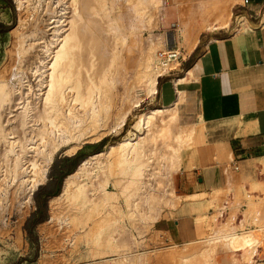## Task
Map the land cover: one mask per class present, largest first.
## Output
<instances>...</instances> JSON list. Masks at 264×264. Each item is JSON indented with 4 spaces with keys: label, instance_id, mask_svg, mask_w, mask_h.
<instances>
[{
    "label": "bare ground",
    "instance_id": "bare-ground-1",
    "mask_svg": "<svg viewBox=\"0 0 264 264\" xmlns=\"http://www.w3.org/2000/svg\"><path fill=\"white\" fill-rule=\"evenodd\" d=\"M167 1L14 0L17 21L7 33L8 55L17 69L6 76V65L0 67V209L9 199L19 209L31 205L56 153L71 156L85 139L99 143L118 133L132 108L157 91L158 77L177 63L175 31L165 32L164 40H148L122 99L117 85L124 76L127 34L155 21ZM226 8L211 14L206 28L228 25L232 12ZM194 42H186V51ZM161 47L165 59L157 54ZM175 106L140 114L138 134L91 154L64 178L61 191L48 199V219L38 225L47 248L63 247L68 235L69 250L82 245L86 257L108 255V264H139L142 255L134 253L138 242L131 228L155 223L164 208L176 207L181 195L173 179L182 150L203 139L195 123H178ZM256 166L264 171V157ZM259 185L262 180L235 190L250 198L247 192ZM252 203L237 225L231 215L222 219L221 212L214 213L218 224L196 249L179 252L177 263L216 264L221 250L229 254L223 264H264L257 261L262 247L257 233L236 231L255 211ZM259 227L264 232V216ZM47 254L39 264L50 261Z\"/></svg>",
    "mask_w": 264,
    "mask_h": 264
},
{
    "label": "crops",
    "instance_id": "crops-1",
    "mask_svg": "<svg viewBox=\"0 0 264 264\" xmlns=\"http://www.w3.org/2000/svg\"><path fill=\"white\" fill-rule=\"evenodd\" d=\"M163 7L166 3L156 13L154 28L165 19L159 21ZM231 12L228 25L203 29L186 40L195 41L190 52H183L177 65L158 77L157 91L147 101L155 108L176 105L179 124L203 126L202 142L191 148L177 173L180 201L166 212L167 218L163 211L156 221L165 222L161 227L174 241L197 236V215L222 209L224 218L233 213L237 225L246 199L235 206L236 213L232 203L215 209L213 192L230 186L231 197L238 195L235 188L261 180L251 171L257 168L256 159L264 157V0H236ZM169 31H179V22H170L164 33ZM218 202L220 196L213 201Z\"/></svg>",
    "mask_w": 264,
    "mask_h": 264
},
{
    "label": "rangeland",
    "instance_id": "rangeland-1",
    "mask_svg": "<svg viewBox=\"0 0 264 264\" xmlns=\"http://www.w3.org/2000/svg\"><path fill=\"white\" fill-rule=\"evenodd\" d=\"M234 1L236 0H168L166 3V7L161 8L158 14L159 21L161 18H165L166 21L165 19L162 20L161 24H158V26L154 28L153 18L150 24L141 27L136 32V35H130L128 33L127 44L124 46L123 51L124 76L120 80L121 82L117 85L120 98L124 96L126 85H128L130 76L132 75L136 64L142 57L143 47L146 46L149 39L160 38L161 40H164V30L167 29L169 23L174 20L178 21L179 31H176L177 41L179 42L177 46L180 47H177V51L179 52L176 51L177 53H179V57L177 58L178 61L182 57L183 52L187 50V48H185L186 40L190 41L192 37L197 36L199 31L206 29V21L211 17V14H214L216 11L221 10L224 6H227L229 11L231 12V7ZM15 5L16 4L14 0H0V24L9 26L10 29L15 25L17 21L18 11L16 10L17 8ZM7 31L0 33V67L2 64L6 65V76H8V74H10V72L12 71L15 72L17 69V64L13 63V59L8 55V49L11 44V37L8 35ZM165 50V47L158 48L157 54H159L160 51L164 52ZM160 58L165 59L163 56ZM174 65L176 66L177 63H175ZM148 98L149 97H144V99L138 106L132 108V110L126 117L124 125L121 127L118 133L116 131H112L99 143H93L90 142L89 139H87L88 141L85 139L80 143L79 147L76 149V152L71 156L65 155L64 150L56 153L51 165L49 166L45 183L40 185L38 189L33 193V202L31 205L19 209L17 206V202H15L14 200L10 201L9 199L8 203H3V206L0 209V264H39V260L42 259L45 253H48L47 255L51 254L49 255L51 259L46 264H108L107 260H110L112 256L105 255V257L102 258L86 257L84 251L85 249L82 247V245H79L76 249H74L75 251L69 250L70 247L67 245L68 235L66 236V238H63V247H57L56 244H54V246L56 247L53 246V248H51L52 246L48 248L47 246H45L46 240L43 234L40 233L38 225L39 223H42L43 221L48 219V199L53 196L47 197L45 201V195L42 193V191L57 192L58 194L61 191L64 178L68 174L73 172V170L80 164L82 160L89 157L95 152L107 149L110 144L115 143L124 137H133L135 133L138 134L135 124L140 114L145 113L150 109H155L153 105H147ZM121 103V100H119L118 106H120ZM197 128L199 131H201L203 126L200 124L197 126ZM193 142V145L190 144L184 147V149L182 150V164L185 160V157L189 155L191 148L200 143V141L197 140H194ZM221 168H223V166ZM179 171L180 169L175 173L173 179L175 192L177 194H180L177 190V173H179ZM65 173L67 174L62 178V175H64ZM251 173L254 177L262 180V185H259V187L252 191L253 193L250 198L242 196L246 199L245 204L243 203V208L245 209L240 210L239 217L241 216L242 212L246 211L250 207L251 201L253 202L252 204L256 203L255 205H253V210H257L256 212L258 213L256 214L255 211H252V213L254 214L251 213L247 216L244 228H241L240 231L246 230L247 228V230H253V232L257 233L254 234L257 239H260V243L262 245L259 251L260 255H258L257 257V261L260 262L264 260V232L260 230L259 227L260 219H262L264 216V171L262 172L258 168H253ZM228 193L232 194L231 189L229 190L224 187L219 189L218 191L213 192L211 197L212 200L214 201L216 200L217 196H220L221 202L213 203V201H211V205L213 206V208L219 209L223 208L224 205L229 206L232 203L233 206L231 207V210L236 213L237 207L235 206H237L239 202H242L241 200L243 198L238 197V195L236 197L235 194L234 196L231 195V198L230 194ZM37 194L38 198L41 201V205L39 208L35 203V197H37ZM227 194L231 198V202L229 201ZM168 210H170V208H164V210L161 211V213L165 211L162 214V217L164 219L168 217L166 214ZM219 211L223 212V210L221 209L215 211L214 213L217 215ZM161 213L159 218L161 217ZM214 213L212 215L204 214L203 216H195L194 221L196 224L197 236L186 242H179L171 239L169 234L164 231L165 229L161 227L165 225V222L162 223V221H160L152 224L150 223L151 225L137 223L136 227H139V229H135V227L131 229L136 237V242H138L136 243L134 253L142 255L140 257L139 264H178V261H176L177 257L175 256H177V254H180L181 252L188 253L196 249V247H198L202 242L200 240H203L206 237V234L208 235L211 232L215 224H218V221H220V219L217 221L215 218L216 215ZM232 214L233 213L231 212L230 215L233 217ZM40 215L43 216L42 221H38ZM223 216H226L225 212L223 213ZM224 217H222V219ZM253 217L254 219H256L255 222L254 220H251L253 219ZM251 221H253V224L251 223ZM142 225L144 227L143 230L140 229V226ZM64 246L66 247V249ZM185 246L187 247V249L185 248ZM51 249L53 251H50ZM228 255V253H225L221 250H219V252L217 251L215 255V263H226L225 260L227 261L229 257Z\"/></svg>",
    "mask_w": 264,
    "mask_h": 264
},
{
    "label": "trees",
    "instance_id": "trees-1",
    "mask_svg": "<svg viewBox=\"0 0 264 264\" xmlns=\"http://www.w3.org/2000/svg\"><path fill=\"white\" fill-rule=\"evenodd\" d=\"M10 27L9 26H6V25H2L0 24V33H3V32H6L7 30H9ZM126 126V124H125ZM67 173H65L64 175H62V178L66 175ZM42 193L45 195L44 197V200L46 201L47 197H50V196H54L57 194V192H50V191H42ZM35 203H36V206L39 208L40 205H41V201L40 199L38 198V194H37V197H35ZM43 219V216L40 215L39 218H38V221H42Z\"/></svg>",
    "mask_w": 264,
    "mask_h": 264
},
{
    "label": "built area",
    "instance_id": "built-area-1",
    "mask_svg": "<svg viewBox=\"0 0 264 264\" xmlns=\"http://www.w3.org/2000/svg\"><path fill=\"white\" fill-rule=\"evenodd\" d=\"M243 3H244V4H247V3H248V0H243ZM171 27H172V28H175V27H176V23H172V24H171ZM178 54H179V53H178ZM178 54H177L176 57H175L176 59L179 57ZM161 55H162V53L159 52V56H160V57H161ZM164 55H165V54H163V56H164ZM173 57H174V56H173ZM168 71H169V70H168ZM234 169H236V167H234Z\"/></svg>",
    "mask_w": 264,
    "mask_h": 264
}]
</instances>
